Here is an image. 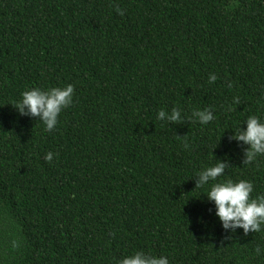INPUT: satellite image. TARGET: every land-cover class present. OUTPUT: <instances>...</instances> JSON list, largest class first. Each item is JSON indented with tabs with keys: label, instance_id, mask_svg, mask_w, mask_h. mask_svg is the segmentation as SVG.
Listing matches in <instances>:
<instances>
[{
	"label": "trees",
	"instance_id": "1",
	"mask_svg": "<svg viewBox=\"0 0 264 264\" xmlns=\"http://www.w3.org/2000/svg\"><path fill=\"white\" fill-rule=\"evenodd\" d=\"M0 264H264V0H0Z\"/></svg>",
	"mask_w": 264,
	"mask_h": 264
}]
</instances>
